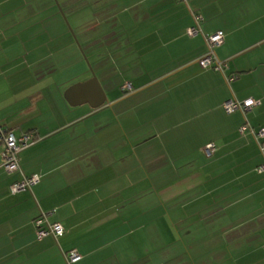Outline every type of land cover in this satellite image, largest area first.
I'll return each mask as SVG.
<instances>
[{
	"label": "crops",
	"instance_id": "crops-1",
	"mask_svg": "<svg viewBox=\"0 0 264 264\" xmlns=\"http://www.w3.org/2000/svg\"><path fill=\"white\" fill-rule=\"evenodd\" d=\"M54 1L0 0V127L38 138L20 164L40 176L13 193L22 175L1 166L0 141V264H67L71 249L76 264H264L263 157L222 104L257 100L246 115L264 128V0H58L69 24ZM217 31L224 73L198 62ZM71 32L101 108L64 98V73L92 77ZM51 211L64 234L39 239L34 219Z\"/></svg>",
	"mask_w": 264,
	"mask_h": 264
},
{
	"label": "built area",
	"instance_id": "built-area-1",
	"mask_svg": "<svg viewBox=\"0 0 264 264\" xmlns=\"http://www.w3.org/2000/svg\"><path fill=\"white\" fill-rule=\"evenodd\" d=\"M188 3L189 0H183ZM193 17L195 23L187 29L188 35L196 36L199 34H203L200 19L202 16L198 13L193 12ZM225 34L222 31H217L211 35H205V39L208 45V52L203 55L199 59V64L201 68H213L217 71L225 72L228 64L226 61L220 60L215 53V47L220 45L224 41ZM236 78L235 74L226 76L227 82H231ZM125 91L132 90V86L130 84H125L123 86ZM260 102L251 98L240 100L235 96L227 99L223 104L224 110L228 113H233L235 111H239L245 117V123L240 126L241 133H249L252 137L257 141L259 150H261V154L263 157V163L260 164L257 170L261 173H264V128H256L251 125L248 121L246 113L251 110L254 106H257ZM38 138L34 136L33 133H24L21 136H15V134L7 130H3L0 127V141L4 142L5 148L2 154V167L7 171V173H19L22 175L20 180L11 184V191L13 193H19L23 191L30 190L33 185L40 181L39 175H27L24 173L21 164H20V154L22 151L30 147L35 142H37ZM216 144L211 142L205 145L204 151L207 155H212L216 151ZM51 212H43L40 216L34 219V224L36 227V235L39 239L46 237L47 235H53L54 237H59L64 234V227L59 222H52L49 219V216L52 214ZM77 249H71L65 252L64 257L66 259L67 264H76L78 261L82 259V255Z\"/></svg>",
	"mask_w": 264,
	"mask_h": 264
},
{
	"label": "water",
	"instance_id": "water-1",
	"mask_svg": "<svg viewBox=\"0 0 264 264\" xmlns=\"http://www.w3.org/2000/svg\"><path fill=\"white\" fill-rule=\"evenodd\" d=\"M71 106L89 104L93 109H98L108 104L105 90L96 74L86 81L71 85L65 91V97Z\"/></svg>",
	"mask_w": 264,
	"mask_h": 264
},
{
	"label": "rangeland",
	"instance_id": "rangeland-1",
	"mask_svg": "<svg viewBox=\"0 0 264 264\" xmlns=\"http://www.w3.org/2000/svg\"><path fill=\"white\" fill-rule=\"evenodd\" d=\"M54 2H56V4H57V6H58V9L60 10V14H63L64 13V11H63V7L60 5V3L58 2V0H55ZM63 16L65 17L64 19H65V21H66V23L67 24H69V19L63 14ZM72 33V38H74V41H75V48H76V50H77V53L79 52L78 50H80V52H81V55H82V57H83V59H84V61L86 62V65H87V68H88V71L86 72V74H88L89 75V73L92 75L94 72H95V69H94V67H93V65H92V59L90 58V53H88V52H84V50L83 49H81L82 47L80 46V44L78 43V38H77V36L75 35V33H73V32H71ZM104 54V53H103ZM72 55H74V54H72ZM71 71L69 72V74H67V73H64L65 75H69L70 76V79H71V82H73L72 84H75V83H77V82H79L81 79H84V76L82 75V74H76L75 76H74V72H73V68L72 69H70ZM90 71V72H89ZM77 72V71H76ZM89 72V73H88ZM94 74H96V73H94ZM96 76H97V74H96ZM98 77V76H97ZM79 80V81H78ZM174 226H176V228H173L174 229V231H175V234L176 235H182L183 237H185V236H187V235H189V232L193 229L194 230V228H191L190 226H186V227H184V226H181V224H176V225H174ZM186 239V238H185ZM184 239V240H185ZM189 240V239H188ZM185 241H187V240H185ZM183 247H187L188 249L189 248H192V244L191 243H184V244H181ZM195 253H193V252H184V259L187 261V262H189L190 260H191V255H194ZM168 264H170L169 263V261L167 262ZM190 264V263H189Z\"/></svg>",
	"mask_w": 264,
	"mask_h": 264
}]
</instances>
